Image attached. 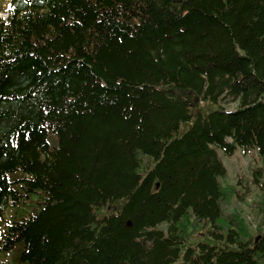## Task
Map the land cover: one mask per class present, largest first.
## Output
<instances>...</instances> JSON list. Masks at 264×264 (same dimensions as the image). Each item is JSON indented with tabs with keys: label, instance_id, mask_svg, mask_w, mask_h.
Returning <instances> with one entry per match:
<instances>
[{
	"label": "trees",
	"instance_id": "1",
	"mask_svg": "<svg viewBox=\"0 0 264 264\" xmlns=\"http://www.w3.org/2000/svg\"><path fill=\"white\" fill-rule=\"evenodd\" d=\"M0 10V264H264V0Z\"/></svg>",
	"mask_w": 264,
	"mask_h": 264
},
{
	"label": "rangeland",
	"instance_id": "2",
	"mask_svg": "<svg viewBox=\"0 0 264 264\" xmlns=\"http://www.w3.org/2000/svg\"><path fill=\"white\" fill-rule=\"evenodd\" d=\"M5 11L0 10V17H5ZM221 103L227 109H233L235 107V102L230 99H223ZM216 153L221 160V163L225 169L226 178L222 180V182L227 184H234L238 177H247L248 167L254 161L253 166H258L260 164V160L256 155L254 149H250L246 155L241 154L240 150L237 148L231 155L224 154V152L220 149H216ZM252 160V161H251ZM22 172L15 171L8 174L10 179H14L19 176ZM221 180V179H220ZM260 190L255 186L250 187V191L245 199V201L234 202L235 207L239 210L242 216L245 218L246 222L249 224L252 231L256 228L257 217V208L254 205V201L257 202L259 200ZM235 201L234 199H232ZM27 205V204H26ZM35 204L32 205L34 207ZM31 205L26 206V210L24 213L30 211ZM10 215L9 210H5L2 216V219L8 220Z\"/></svg>",
	"mask_w": 264,
	"mask_h": 264
},
{
	"label": "snow or ice",
	"instance_id": "3",
	"mask_svg": "<svg viewBox=\"0 0 264 264\" xmlns=\"http://www.w3.org/2000/svg\"><path fill=\"white\" fill-rule=\"evenodd\" d=\"M11 7H12V5H11V4H9V5H8V8H9V9H11Z\"/></svg>",
	"mask_w": 264,
	"mask_h": 264
}]
</instances>
